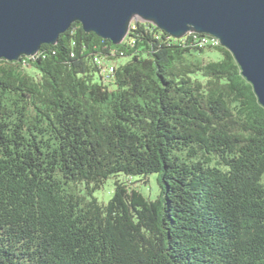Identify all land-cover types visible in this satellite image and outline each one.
<instances>
[{
	"label": "trees",
	"instance_id": "16d2710c",
	"mask_svg": "<svg viewBox=\"0 0 264 264\" xmlns=\"http://www.w3.org/2000/svg\"><path fill=\"white\" fill-rule=\"evenodd\" d=\"M202 35L75 22L0 59V264H264V107ZM152 173L154 199L119 178L93 195Z\"/></svg>",
	"mask_w": 264,
	"mask_h": 264
},
{
	"label": "water",
	"instance_id": "95a60500",
	"mask_svg": "<svg viewBox=\"0 0 264 264\" xmlns=\"http://www.w3.org/2000/svg\"><path fill=\"white\" fill-rule=\"evenodd\" d=\"M133 21L218 38L264 107V0H0V59L33 57L75 22L119 45Z\"/></svg>",
	"mask_w": 264,
	"mask_h": 264
},
{
	"label": "rangeland",
	"instance_id": "374dc122",
	"mask_svg": "<svg viewBox=\"0 0 264 264\" xmlns=\"http://www.w3.org/2000/svg\"><path fill=\"white\" fill-rule=\"evenodd\" d=\"M219 50H209L205 54V59H215L220 58V54L218 52ZM128 60L127 57H123L118 60V63H124ZM116 64V62H114ZM119 178L120 180H126V183L129 187H136L138 190L143 193L144 196L154 199L157 197L158 194H160V187L157 183V175L156 173L149 174L147 178L145 179L142 175H136L131 178H127L126 175L120 174L117 177H110L107 178L103 184V187L100 189H96L95 192H93V195L97 198L99 202H107L109 198L111 197V194L113 193L114 189V179ZM262 184L264 185V176L262 179Z\"/></svg>",
	"mask_w": 264,
	"mask_h": 264
},
{
	"label": "built area",
	"instance_id": "2783aa9c",
	"mask_svg": "<svg viewBox=\"0 0 264 264\" xmlns=\"http://www.w3.org/2000/svg\"><path fill=\"white\" fill-rule=\"evenodd\" d=\"M212 38H215V37H212ZM195 40H200V41H206V39L204 38H201V37H194ZM95 62H97L98 64H101V66L103 67V73L106 75V76H109L110 74L113 73L114 71V67L112 64H105L103 62H101L100 58L97 56L95 57Z\"/></svg>",
	"mask_w": 264,
	"mask_h": 264
},
{
	"label": "bare ground",
	"instance_id": "6f19581e",
	"mask_svg": "<svg viewBox=\"0 0 264 264\" xmlns=\"http://www.w3.org/2000/svg\"><path fill=\"white\" fill-rule=\"evenodd\" d=\"M212 37H214V36H212V35H206V36H204V35H202L201 36V38H204V39H206V41L204 42V41H200L199 40V43L200 44H204V45H213V46H216V45H220V43H219V39L218 38H212ZM101 60V59H100ZM102 61V60H101ZM109 64V63H108Z\"/></svg>",
	"mask_w": 264,
	"mask_h": 264
}]
</instances>
